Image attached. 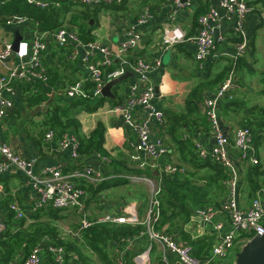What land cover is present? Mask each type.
<instances>
[{
  "label": "built area",
  "instance_id": "obj_1",
  "mask_svg": "<svg viewBox=\"0 0 264 264\" xmlns=\"http://www.w3.org/2000/svg\"><path fill=\"white\" fill-rule=\"evenodd\" d=\"M25 1L42 8L49 4L44 0ZM79 1L92 7L123 2V0ZM190 4V0H173V14ZM57 5H59L58 2ZM220 9L225 12L229 20L235 21L234 35L240 38V41L231 54L232 69L224 81L220 83L216 97L209 98L204 103V112L215 136V143L210 149L200 143L195 144L199 157L212 158L215 162L221 164L229 175L228 179L225 180L227 186L226 196L220 205L198 207L192 212L193 215L207 221H212L217 212H223L226 215L224 222L214 223L217 236L211 254L209 256H198L192 243L178 239L174 233L169 232L165 227L161 229L156 227L161 217L159 193L163 184L162 175L183 174L186 172L184 166L174 162L165 163L158 169L160 177L129 173L112 175V177H121L134 183H145L149 186V202L144 217L141 214L139 205L134 203L125 204L121 213L115 208L113 212L90 214L86 203L89 193L81 185V182L85 181L98 185L105 181L108 176L107 173L93 164L80 163L82 158L79 151L80 140L73 132H65L58 138V150L69 152L70 156L78 163L71 168L64 165L45 167L39 172L35 170L36 163L34 159L22 155L18 149L3 140L0 134V155L6 159L5 163L0 165V172L6 170L8 165L15 166L32 182L37 191V197L31 207L32 212L43 207L52 206L82 215L78 228L76 227L77 229L74 232L81 239L86 229L99 223L144 225L145 229L135 238L128 239L126 245L127 249H131L134 240L145 235L151 240L148 247L134 258L136 264H151L154 246L160 252L163 264H173L172 259H175V262L179 264H212L217 258H226L238 242L244 244L256 234H264V184L257 190L251 204L247 208H241L237 201L239 172L229 155V147L233 143L243 161H249L254 165L258 164L255 135L251 127L241 126L235 130L233 139H231L221 129L218 112L220 99L224 98L236 84V66L239 59L247 51L248 41L245 21L248 14L253 10L252 6L248 4L247 0H218L217 6H210L208 11L199 17V28L196 35H187L181 27L174 26L164 30L162 41L169 48L180 43L192 42L195 45V58L200 66H203L206 59L217 52L218 44L225 39L224 36L217 37L215 32L216 24L220 19ZM152 18L153 13L150 9L144 8L137 22L143 25ZM25 20L22 17H9L7 23L20 24ZM37 26L38 23L34 24L35 36L32 40L20 42L13 64H5L6 70L0 78V122L15 108V83L18 80L48 82L49 74L43 61L49 46L47 36L52 38L59 47H65L73 43L72 53L69 54L71 61L78 58L79 49H84V61L88 73L85 77L79 78L65 87L64 92L70 98L81 95L87 81H93L95 93L102 95V89L108 81L125 73L123 68H112L114 60L135 48L140 43L141 38L140 33L132 27L126 32L127 39L120 42L118 47L112 48L101 44L98 40L91 43L84 42L80 38L78 30L67 25L53 31H40ZM94 51L101 52L103 57L98 59L94 56ZM11 52L12 44L7 42L4 48L0 50V64ZM159 64L160 61L153 64L143 57H138L133 66V71L137 76L136 80L130 84L129 92L124 100L112 109V112L120 115L125 124L137 135L138 141L133 144L135 153H132L131 158L140 162V166L156 163L170 152L164 136L155 135L151 124L152 119H154L161 128L166 129L167 126L166 115L158 111L153 104V100L156 98V87L149 81L150 71ZM138 106L143 107L145 110L143 118H138L135 115ZM56 136V131L53 128L48 129L45 134L48 141L54 140ZM97 156L102 164L110 162L106 155L98 153ZM154 166L152 164V167ZM10 209L15 213L16 218L26 216L25 210L18 202H12ZM6 228L5 221L0 220V237L6 231ZM66 232L72 233V230H66ZM49 252H51L55 264H66L67 251L65 246L50 245ZM42 255L43 248L41 245H37L26 256L23 264H42ZM122 256L116 258V264L123 263ZM74 258H77V256L75 255Z\"/></svg>",
  "mask_w": 264,
  "mask_h": 264
},
{
  "label": "crops",
  "instance_id": "obj_2",
  "mask_svg": "<svg viewBox=\"0 0 264 264\" xmlns=\"http://www.w3.org/2000/svg\"><path fill=\"white\" fill-rule=\"evenodd\" d=\"M47 2H56L55 0H44ZM145 0H125L123 9L114 11L113 9H106V7L98 8L96 14V27L93 30V34L103 45L116 48L119 43L127 39L126 32L134 27L141 35L140 43L125 55L116 59V66L123 68L125 73L128 72V77L119 84L118 95L119 97H126L129 92V86L136 80V74L133 71L135 60L138 57H143L147 61L156 64L160 61V64L154 67L149 73V81L156 87L159 86V96L153 100L155 108L162 112L164 115L170 112L186 111V101L191 95L193 89L202 82H208L215 78V76L222 72L225 67L230 63L231 54L235 51L236 44L240 41L234 35L235 21L229 20L225 12L220 9V19L218 20L215 28L216 36H224L225 39L218 44L217 52L206 59L203 66H200L199 62L195 58V45L192 42H185L177 44L174 47H166L163 44V32L166 28L174 26L181 27L187 35H196L199 28V19L196 17V9L203 8L209 9L210 6L218 5V0H190L191 4L182 9L174 12L173 0H149L154 5L155 12L153 18L147 23L141 25L137 21L141 12L144 9ZM252 2V12L248 14L245 21L246 37L248 41L247 51L240 58L239 68L236 71L237 81L234 88L230 89L226 96L220 99L218 103V112L220 115V126L222 131L233 139L235 130L241 126H244V122L250 118L251 124H253L255 142L257 146V156L259 164H262V157L258 151L261 138L264 137V108L259 105L247 106L241 109L244 103V98L247 96L250 104L251 98L262 96L264 94V2L258 0H247ZM4 0H0V6H3ZM1 12V9H0ZM72 12L68 13L67 21L64 25H70L69 27L78 30L76 25L69 23V19L72 17ZM3 14L0 13V20ZM9 17H21L17 15L6 16ZM26 19L20 24H8L0 21V50H2L7 42H11L14 37V31L20 30V34L23 36L22 41H30L34 38V24L32 20ZM48 42V50L44 55L45 61L50 64L58 62L56 54L53 52L58 49L54 40L50 37H46ZM70 51L73 50V43L65 46ZM94 56L98 59L103 57V54L99 51H94ZM11 62H2L0 64V78L6 70V65H12ZM59 71L62 75V79L69 83L70 79H79L85 77L88 73L86 63L84 61V49H79L78 58L71 62V66L64 67L59 66ZM65 83V85H66ZM63 83L57 82V88ZM219 84L216 83L213 86L207 87L203 91V102L201 103V115L206 117L204 112V103L207 99L215 98L219 89ZM49 94L62 95L69 98L64 90H55V86H50ZM114 91V90H113ZM115 94V93H114ZM116 97V95H115ZM114 97V98H115ZM22 90L16 85L15 94V108L5 116L0 122V134L3 140L10 143L14 148L18 149L20 153L27 158L35 160V170L41 171L45 167L64 165L68 168L73 167L78 161L74 160L69 152H61L58 150V135L54 140L48 141L45 138V134L50 129L43 126L45 119L43 114H39L37 108L35 114H32L34 110L25 108L21 102ZM70 99V98H69ZM122 100V101H123ZM234 101L230 107L224 109L225 104L228 101ZM243 103V104H242ZM120 104V103H119ZM105 103L98 111L93 113L82 112L79 115V119L82 124V132L88 135L99 121L105 124V149L108 155H106L110 162L102 164L97 155L90 158H84L82 161L84 164H93L95 167L100 168L103 172L107 173L108 178L112 179L114 172L112 160L124 159L126 165L130 168L128 171L117 172L119 174H146L147 170L154 172V176H159L160 167L168 162H174L182 165L186 168L189 178L194 183L203 186L207 184L206 179L200 178L203 175L209 173L210 169H200L197 175H193L191 172L195 171L192 164L197 160L193 156L192 152L185 150L181 145L177 144V141L168 130V124L166 129L161 128L159 123L152 119V126L154 128L155 135H163L168 145L170 152L162 157L156 163H150L147 166H140V162L134 161L131 158L134 152V146L138 141L137 135L131 130L122 119L120 115L112 112V109L117 106ZM262 111L257 113L258 110ZM255 113V114H254ZM135 115L138 118L145 116V110L143 107L138 106L135 110ZM194 116V115H193ZM207 119V117H206ZM41 130H45L44 132ZM182 135V132H180ZM192 135V136H191ZM184 137V138H183ZM189 137L193 138V144L200 143L207 149H210L215 143V136L211 130L210 123L200 122L199 124L193 123L190 130L182 135L184 140ZM196 152V150H195ZM197 154V152H196ZM229 155L233 160L236 169L239 172V191L237 201L241 208H247L252 201L249 198L248 188L246 187V176L251 167L254 166L249 161H243L240 158V154L237 149L234 148L233 143L229 147ZM199 158V155L197 154ZM6 159L0 155V165L4 164ZM81 163V160H80ZM152 164L155 166L152 167ZM141 172H138V171ZM227 172V171H226ZM211 173V172H210ZM228 173V172H227ZM200 176V177H199ZM106 181V180H105ZM245 182V183H244ZM82 183V182H81ZM87 185V182H85ZM103 183V182H102ZM100 183V184H102ZM98 185H94L96 188ZM145 184V183H144ZM143 188L149 194V186ZM139 184L131 182L128 184H121L109 189H105L97 195L91 194L88 191V198L86 200L87 206L97 201L101 207H108V211H115L113 205L118 204H138L142 213V208H145L143 204H148L141 198ZM122 190L123 197L112 200L110 198L104 199L103 197L113 190ZM119 190H114L115 192ZM138 193L137 198L134 196ZM94 196V197H93ZM224 196V197H223ZM226 196V188L223 195L218 199L219 203ZM10 197L14 199L12 202H18L24 208L32 207L37 197V191L32 182L28 180L25 175L15 166L8 165L7 169L0 172V220H4L6 216V210L3 208V199ZM149 197V195H148ZM223 197V198H222ZM101 199L100 201L98 199ZM222 198V200H220ZM219 206V204H211ZM143 206V207H141ZM89 212V210H88ZM68 215V214H67ZM144 217V215H142ZM226 215L223 212H217L212 221H207L201 217L190 215L185 221L176 223V229L171 231L178 239L186 242H190L194 245L197 254L202 256H209L211 254V248L216 242V232L214 230V223L224 222ZM78 226V225H77ZM61 227V226H60ZM66 231V230H65ZM239 244V245H238ZM242 245V242H238L235 246ZM158 253H160L158 251ZM43 256V255H42ZM158 255L152 256L151 264H158ZM26 256L23 253L18 256L10 264H22ZM226 259V264H235L236 256L234 258L229 257ZM216 260L212 264L215 263Z\"/></svg>",
  "mask_w": 264,
  "mask_h": 264
},
{
  "label": "trees",
  "instance_id": "obj_3",
  "mask_svg": "<svg viewBox=\"0 0 264 264\" xmlns=\"http://www.w3.org/2000/svg\"><path fill=\"white\" fill-rule=\"evenodd\" d=\"M55 1L56 2H49L46 7L42 8L30 4L25 0H4L3 6H0V13L3 14L0 21L6 23V16L15 14L32 20L33 24L38 23L37 28L40 31H53L64 26L67 21L68 13L72 12L69 23L78 27V33L84 42L91 43L97 41L96 36L93 34L96 22H92V20L96 21L98 8L106 7V9H113L117 12L123 9V5L121 6V4L125 0L120 4H101L100 6H96L98 8L87 5L79 0ZM259 1L264 2V0H258V2ZM57 2L59 5H57ZM143 3L144 8H149L152 13L155 12L154 5L149 2V0H145ZM248 4L251 6L252 2L249 1ZM207 11L208 8L196 9V17L199 19V17ZM237 38L238 37H236V39ZM238 39L240 40V38ZM57 47L58 49L53 53L56 54L60 65L58 62L55 64H48L45 59L43 60L49 74L47 83L41 81L28 82L23 80H18L15 83V85L22 90L21 102L25 108L31 111L48 103L43 110L38 111L39 114H43L45 117L43 126L46 128H53L59 137L65 132H73L76 134L80 140L79 151L82 157L81 163H83L82 161L84 158H90L98 153L108 155L104 146L106 132L105 124L99 121L96 127L86 135L82 132V124L79 115L82 112H96L107 102L111 105L121 103L123 97H119L118 95L119 85L115 86L113 89L116 95L115 98L97 95L95 93V84L93 81H87L82 94L75 98L69 97V99L62 95L49 94L51 90L50 86H55L56 91L58 89L64 90L68 84L77 80L71 78L69 80L70 82L66 83L62 79L59 66H71V62L73 61L69 59V54L72 53V50L70 51V48ZM239 63L240 59L237 63L236 71H238ZM114 67H117L116 59L114 60L112 68ZM231 69L232 59L230 58V63L222 72L218 73L213 80L202 82L193 89L186 101V111L170 112L166 114L168 130L177 141V144L181 145L183 149L191 151L195 159H197L194 164H192L195 171L191 173L197 175L200 169H210V171L202 177L199 176L207 181V184L203 186L194 183L187 173L162 175L163 184L159 193L161 217L156 224L158 229L165 227L169 232L175 230L176 226H178L174 224L175 221L176 223L185 221L198 207L211 204L220 205L218 199L223 195L225 188L227 191L225 180L228 179L229 175L226 169L210 157L198 158V153L196 154L195 152L196 148L193 144V138L189 137L187 140H184L182 135H185V132L190 130L193 123L199 124L202 121L206 122V117L203 118L201 115V103L204 100L203 91L205 88L213 86L216 83H222ZM59 81L63 84L57 88V82ZM50 99H52L51 102H49ZM231 104H234V101H228L224 109L230 107ZM244 123V126L251 127L254 133L255 129L251 124V119L248 118ZM41 131L44 132L45 130ZM180 132H182V135H180ZM112 164L114 168L113 171L116 172L114 174L130 170L124 159H114L112 160ZM138 172L141 171L139 170ZM146 175L154 176V172L147 170ZM244 181L248 188L249 198L254 197L257 190L264 184V169L262 165L258 163L251 167ZM128 183H131L128 179L114 177L112 179H106V181H103V183L96 188H94V185L91 183H87L86 185L85 181H82L81 185L83 187L87 186L91 194L97 195L105 189ZM137 184L140 185L139 189L141 188V198L144 199L145 202H149V194L142 188L145 184ZM137 195L138 193H135L134 196L137 198ZM222 198L220 200H222ZM13 200L14 199L11 200L10 197L3 199L2 205L6 210L4 221L7 228L0 237V264H10L20 253L27 256L32 248L37 245H41L43 248L42 264H55L53 256L51 252H49L50 245L65 246L67 251L66 264H98V262L101 264H116V258L120 255H123L122 264H136L134 259L136 255L144 251L151 242L149 237L145 235L142 238L134 240L132 248L127 249L126 245L128 239L135 238V236L145 229L144 225L132 226L129 224L99 223L83 232L84 245H81L77 240L64 238L61 227L58 224V222L66 216L62 212L63 209L47 206L32 212L31 207H24L23 209L26 212V216L23 218H16L15 213L10 209V204ZM98 200L100 201L101 199L99 198ZM123 206V204H118L112 207L117 208V211L121 213L123 211ZM143 206H145L144 209H146L148 204H143ZM153 251L158 255L156 257V259H158V264H163L161 260L162 257L155 246ZM195 253L197 254L196 250ZM75 255L77 258H74ZM197 255L202 256L199 254ZM172 263L179 264L175 262V259H172Z\"/></svg>",
  "mask_w": 264,
  "mask_h": 264
},
{
  "label": "water",
  "instance_id": "obj_4",
  "mask_svg": "<svg viewBox=\"0 0 264 264\" xmlns=\"http://www.w3.org/2000/svg\"><path fill=\"white\" fill-rule=\"evenodd\" d=\"M22 40L23 36L20 34V30L16 29L14 31V37L11 41L12 52L8 57L3 59L4 62H11L12 60L16 59V52L18 51L20 42ZM128 75L129 73L126 72L123 75L108 81L102 89V96L114 98V87L121 84V82L125 80ZM159 93L160 88L159 86H156L155 97H158ZM51 100L52 99H50L49 102H51ZM47 105L48 103H45L38 107L37 110H43ZM35 113L36 111L34 110L32 114ZM122 123H124V121H122ZM235 264H264V234H256L242 245L241 249L236 253Z\"/></svg>",
  "mask_w": 264,
  "mask_h": 264
},
{
  "label": "rangeland",
  "instance_id": "obj_5",
  "mask_svg": "<svg viewBox=\"0 0 264 264\" xmlns=\"http://www.w3.org/2000/svg\"><path fill=\"white\" fill-rule=\"evenodd\" d=\"M244 103L241 107V109L245 108L247 106V103L250 105V106H255V105H259L261 106L262 108H264V94L262 96H257L256 98H251L253 101L252 103L250 104V102L248 101L247 99V96H245L244 98ZM257 113H261L262 114V111L259 109L258 111H256ZM255 114V113H254ZM263 116V114H262ZM264 117V116H263ZM252 126H254L252 124ZM258 151L262 157V164L264 166V137L261 138V142H260V145L258 146ZM142 188H146V185H143ZM120 188L118 189H113L111 190L107 196L103 197L104 199L106 198H110L112 200H116V198H119L121 196V198L123 197V192L122 190H119ZM114 190H119L117 192H115ZM98 202L97 201H94L92 202L90 205H89V213L90 214H94L95 212H105V209L104 207H101V205H98L97 204ZM108 211V209L106 210ZM63 214L66 215L64 217V219H61L58 224L61 226V230H62V233H63V236L64 238L66 239H70V240H77L81 245H84V241H83V238H79L78 236H76L74 234L75 230L78 228L77 225L79 224L80 222V219L82 218V215H78L77 213L75 212H68L66 210H62ZM146 212L147 210L142 208V215H146ZM68 214V215H67ZM77 227V228H76ZM65 230H72V233H67ZM78 238V239H77ZM239 245V244H238ZM237 245V246H238ZM243 245V244H242ZM241 246H238V247H234L230 253H229V257L231 258H234V256H236V253L241 249ZM152 256H155V251L152 252ZM228 257L224 258V259H216L215 263L214 264H226V259ZM98 264H101L100 262H98Z\"/></svg>",
  "mask_w": 264,
  "mask_h": 264
}]
</instances>
